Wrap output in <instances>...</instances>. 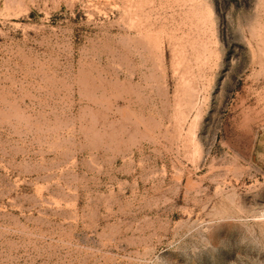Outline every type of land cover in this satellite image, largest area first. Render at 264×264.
Instances as JSON below:
<instances>
[{
	"label": "rangeland",
	"instance_id": "1",
	"mask_svg": "<svg viewBox=\"0 0 264 264\" xmlns=\"http://www.w3.org/2000/svg\"><path fill=\"white\" fill-rule=\"evenodd\" d=\"M0 264H264V0H0Z\"/></svg>",
	"mask_w": 264,
	"mask_h": 264
}]
</instances>
